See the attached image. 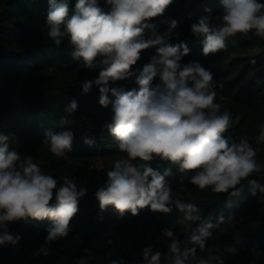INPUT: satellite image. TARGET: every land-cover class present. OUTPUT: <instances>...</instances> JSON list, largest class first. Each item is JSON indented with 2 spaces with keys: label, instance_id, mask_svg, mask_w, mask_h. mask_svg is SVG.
Returning a JSON list of instances; mask_svg holds the SVG:
<instances>
[{
  "label": "clouds",
  "instance_id": "1",
  "mask_svg": "<svg viewBox=\"0 0 264 264\" xmlns=\"http://www.w3.org/2000/svg\"><path fill=\"white\" fill-rule=\"evenodd\" d=\"M172 3L173 0H103L102 6L101 0H76L70 6V0H48V37L57 47L67 37L72 59L82 62L85 69L98 70L95 80L82 83V94L98 86L99 105H111V121L105 127L118 141L119 151L126 154L114 162L106 172V182L95 192L101 212L109 206L121 216L126 212L135 216L145 208L163 214L175 209L183 213L185 221L200 220L197 206L183 202L166 182L172 167L161 172L150 166L157 159L178 166L181 172L194 173L189 181L198 188L211 187L216 193L232 189L231 196L239 194L237 185L261 170L254 159L256 151L247 139L235 143L224 135L232 120L215 102L212 72L199 61L184 62L191 51L186 42H169L178 21H169L163 34L156 33L154 21ZM220 4L221 26L213 27L208 15L197 17L190 25L193 36L202 42V55L225 49L226 40L237 34L252 32L264 39V3L220 0ZM146 30L153 32L154 39L143 38ZM153 47L156 54L135 74L132 68L142 52ZM134 75L138 88L109 87L110 82ZM157 79L159 83L154 85ZM77 108L73 99L65 111L71 114ZM12 137L0 132V246L19 244L21 237L9 231L11 223L48 219L51 225L45 243L34 253L48 256L49 245L68 236L70 221L79 211V200L86 189L78 190L75 180L68 176L46 174L30 155L22 158L18 151L10 150ZM258 140L264 142V125ZM73 141V132L65 129L46 131L43 142L55 157L63 158L72 151ZM84 142L94 143L91 138ZM137 160L143 163H134ZM249 184L256 185V181L249 180ZM260 191L264 192V187ZM220 223L222 216L215 225L202 223L190 237L193 246L183 248L171 228L163 229L161 235L170 241L167 252L148 245L141 250V260L131 264H162V259L170 264H224L223 259L211 254L212 249L207 258L196 255L197 246L204 250L212 235L210 229ZM226 251L235 254L237 249L227 247ZM78 264H86L85 257ZM109 264L126 262L118 259Z\"/></svg>",
  "mask_w": 264,
  "mask_h": 264
},
{
  "label": "trees",
  "instance_id": "2",
  "mask_svg": "<svg viewBox=\"0 0 264 264\" xmlns=\"http://www.w3.org/2000/svg\"><path fill=\"white\" fill-rule=\"evenodd\" d=\"M75 2L70 0V6ZM259 2L264 3V0ZM48 10V0H0V132L14 136L10 150L15 149L22 158L30 155L46 174L74 179L78 190L84 188L86 194L79 200V211L70 221L68 236L52 242L48 256H34V253L45 243L50 220L11 223L10 233L21 239L15 247L0 246V264H78L82 257L86 264H109L118 259L131 264L141 260L145 246L167 252L170 241L161 235L163 229L171 228L182 248L192 247L190 237L198 227L205 222L215 225L221 216L223 223L210 229L212 235L205 249L197 246V257L207 258L212 249L211 254L223 255L224 264H264V192L260 191L264 187V142L258 140L260 127L264 125V39L252 32L237 34L226 40L225 49L202 55V42L193 36L190 25L197 17L208 15L213 27L221 26L220 0H173L165 13L154 21L157 34L167 30L169 21H178L169 42H186L191 51L183 58L184 62L199 61L212 72L215 102L232 120L224 135L235 143L247 139L256 151L254 159L262 167L237 185L240 192L253 191L234 211H229L223 205L234 197L230 195L232 189L229 193H216L211 187L200 189L189 181L194 173L181 172L178 166L167 161L154 160L150 166L161 172L172 167L166 182L183 202L197 206L200 220L185 221L183 213L175 209L163 214L145 208L138 215L126 212L121 216L111 206L101 212L95 197L97 188L106 182V172L126 155L119 151L118 141L105 127L111 121V105L107 108L99 105L96 85L89 93L82 94V83L95 80L98 70L85 69L82 62L72 59L67 37L58 47L48 37L45 25ZM143 38L154 39V34L146 30ZM252 49L257 52L251 54ZM155 54L154 47L143 51L132 71L138 74ZM226 59L229 60L226 66H218ZM109 87L131 90L138 85L134 75L110 82ZM73 99L78 108L69 114L65 107ZM65 129L74 134L72 151L58 158L43 142L45 132ZM85 138H91L94 143L86 144ZM249 180H255L256 185H250ZM234 219L262 224L240 239L224 232V225ZM75 236L81 243L67 250V241ZM108 240L112 243L108 244ZM227 247H235L236 253L227 252ZM85 248L90 252L86 254ZM162 264H170V261L162 259Z\"/></svg>",
  "mask_w": 264,
  "mask_h": 264
},
{
  "label": "rangeland",
  "instance_id": "3",
  "mask_svg": "<svg viewBox=\"0 0 264 264\" xmlns=\"http://www.w3.org/2000/svg\"><path fill=\"white\" fill-rule=\"evenodd\" d=\"M257 49H252L250 50V53H256ZM229 62L228 59L224 60L223 62H221L220 64H218V66L220 67H224L227 65V63ZM101 166H103V163H100ZM253 189H244L242 190L238 195L234 196L233 198H231L229 201H227L224 205L223 208L229 210V211H234V209L236 207H238L243 200H245V198H247L248 196H250V194L252 193ZM262 224V222L260 221H249L246 223H241L240 221H238V219H234L231 222H228L224 225V232L227 233H231L233 234L235 237L243 239L245 237L246 234H249L251 232H254L255 230H257V228H259V226ZM80 242L79 237L75 236L70 238L67 243L65 248L67 250H70L71 247L78 245ZM220 258L223 257V255H219Z\"/></svg>",
  "mask_w": 264,
  "mask_h": 264
}]
</instances>
